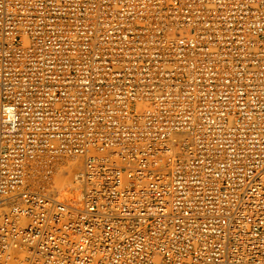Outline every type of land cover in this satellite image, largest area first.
I'll use <instances>...</instances> for the list:
<instances>
[{"label":"built area","instance_id":"1","mask_svg":"<svg viewBox=\"0 0 264 264\" xmlns=\"http://www.w3.org/2000/svg\"><path fill=\"white\" fill-rule=\"evenodd\" d=\"M60 155L78 212L30 189ZM17 252L264 264V0H0V264Z\"/></svg>","mask_w":264,"mask_h":264},{"label":"bare ground","instance_id":"2","mask_svg":"<svg viewBox=\"0 0 264 264\" xmlns=\"http://www.w3.org/2000/svg\"><path fill=\"white\" fill-rule=\"evenodd\" d=\"M183 137L181 136V138ZM174 152L177 156L180 154V150L176 149ZM82 162L83 160L80 158L62 155L56 156L54 159H43V162L36 160L28 170L27 178L30 183V189L35 193L44 192L40 194H46L55 199L70 198L74 210L76 212L80 211L82 208L79 205L85 188L83 183L78 182L75 177L82 170V166L84 167ZM44 165H50L51 174L44 175L45 173L43 172L47 169ZM24 256L23 252L11 255L10 260L13 261L9 264H22Z\"/></svg>","mask_w":264,"mask_h":264},{"label":"rangeland","instance_id":"3","mask_svg":"<svg viewBox=\"0 0 264 264\" xmlns=\"http://www.w3.org/2000/svg\"><path fill=\"white\" fill-rule=\"evenodd\" d=\"M39 193H44V192H39ZM45 193H47V192H45ZM61 195H63V194H61ZM61 195H60V196H61Z\"/></svg>","mask_w":264,"mask_h":264}]
</instances>
